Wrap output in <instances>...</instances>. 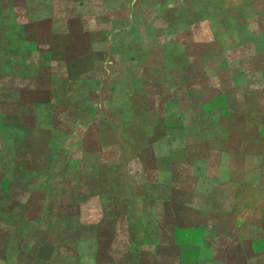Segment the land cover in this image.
I'll use <instances>...</instances> for the list:
<instances>
[{"label": "rangeland", "instance_id": "1", "mask_svg": "<svg viewBox=\"0 0 264 264\" xmlns=\"http://www.w3.org/2000/svg\"><path fill=\"white\" fill-rule=\"evenodd\" d=\"M79 27L85 33L67 41L48 35ZM47 67L76 83L57 89L52 116L40 114L30 136L19 113L45 108L47 94L29 90L48 84ZM0 89L7 90L0 93V210L43 222L34 226L35 241L50 237L58 203H75L80 179L101 175L102 186L87 195H150L132 188L158 160L162 170L151 182L167 185L169 195L194 181L199 195L215 190L254 202L249 182L264 176V0H0ZM81 94L91 103L79 110ZM12 95L23 106L5 104ZM44 131L50 149H69L72 166L60 172L40 166L27 187V161L57 162L41 145ZM133 202V223L152 222L153 214L141 216L142 202ZM105 203L88 199L73 217L84 230L71 250L80 256L70 264H109L102 253L107 241L96 239ZM242 204L238 198L237 208ZM7 250L13 261L18 253ZM134 251L143 253L137 245ZM173 254L160 263L176 264Z\"/></svg>", "mask_w": 264, "mask_h": 264}, {"label": "crops", "instance_id": "2", "mask_svg": "<svg viewBox=\"0 0 264 264\" xmlns=\"http://www.w3.org/2000/svg\"><path fill=\"white\" fill-rule=\"evenodd\" d=\"M80 22H83L81 17H79ZM20 57L17 67L23 73L27 69L23 65L22 55ZM55 72L58 75H55ZM45 73L48 75L51 73L46 79L48 86L29 90L47 94L45 108L40 110V106L35 104L34 107L32 105L24 112L19 113L20 120L28 122L22 127V130L30 136L36 131L40 114H44L46 117L52 116V98L53 101L58 99L57 89L60 86L74 87L76 83V81L68 79L64 71L47 67ZM33 75H35L34 72ZM3 91L0 89V93H4ZM12 91L14 94L17 92L16 90ZM23 103L25 102L20 101L16 95H12L5 102L13 108L18 105L23 106ZM89 103L91 102L81 94L75 105L77 109L81 110L83 104L88 107ZM6 113L5 111L4 115H8ZM44 132L42 140L45 138L49 155L56 153L54 155H56L57 162L46 160L43 163L44 166H35V162L27 161L24 165V175L32 187L40 166L46 172L51 170V172H60V170L72 166L69 149H50L51 134L48 131ZM159 161L161 160L149 168L142 185L132 188L133 194L139 187L148 188L149 193L151 190L150 195L146 193L144 195H87L88 192L102 186L101 175L86 181L80 179L79 183L82 189L79 190V195L74 196L75 203L70 201L66 202L67 205L64 202H62L63 204L58 203L57 207L60 212L50 213L53 223L46 229L50 235L46 240L35 241L33 239L36 226L38 224L44 226L43 222H39V219L26 218L9 209L10 214L16 218L14 230L17 234L13 236L15 246L10 245V248L18 255L14 257L13 261H10L11 257L6 254L7 251H2L6 256L2 261L5 262L4 264H70L72 256H80L71 250L72 246L82 241L80 240L82 233L80 234L79 231L84 230L79 227L80 225L74 223L73 217L76 216L78 220L79 208L84 201L104 197L106 203L101 210L102 217L96 224V239L97 241L101 239L107 241L108 245L102 253L107 259L110 258L108 259L109 264H151L152 253L155 254L156 259V263L153 262V264H158L170 256L164 254L171 251L174 253L171 257L176 264H264V176L249 182L253 185L250 186L254 188L252 190L254 195H251L249 199H254V202L248 201L247 195H214L215 190L199 195L194 190V181L187 183L185 188L182 186L184 192L169 195L164 192L166 188H169L167 185L151 182L156 173L160 169L162 170V162L157 165ZM33 167H37L38 170H33ZM261 167L264 170L263 163ZM34 171L36 173H33ZM80 174L78 171V175ZM168 186L170 185L168 184ZM248 187V181H245V191ZM33 190L35 189H31L36 193ZM12 196L16 203V195ZM70 196L66 195V198H70ZM238 198L243 200L240 209L236 206ZM133 201L142 202L141 216L153 214L152 222L133 223L131 209ZM53 206L54 202H51L49 207L52 210ZM75 233L77 236L74 235ZM136 245L142 249L141 256L135 254L134 247ZM129 259H132V262H127Z\"/></svg>", "mask_w": 264, "mask_h": 264}, {"label": "trees", "instance_id": "3", "mask_svg": "<svg viewBox=\"0 0 264 264\" xmlns=\"http://www.w3.org/2000/svg\"><path fill=\"white\" fill-rule=\"evenodd\" d=\"M33 27L34 26H31V28H33ZM35 27H39L38 24L35 25ZM43 31L44 30H42V32ZM84 31H85V28L84 27H79L77 31L76 30H74L73 32L70 31L68 34H64V33H53V34H51V33H48V35L51 38V40H53L54 42L56 41V38L57 37H62L61 38L62 40L67 41L68 39H72L74 37V34H75V36H78V34L85 33ZM65 41H63V42H65ZM61 60L66 61L64 58H62ZM50 74L51 73H49V75ZM55 75H58L57 72H55ZM100 138H102V135H100ZM102 140H103V138H102ZM42 144L44 146H46V144H45V138L41 141V145ZM39 171H40V169L37 172L38 174L40 173ZM27 185L30 186L32 184H30L29 181L27 180ZM79 190L80 189L77 188L78 195H79ZM37 193L39 194V192L36 191V193H34L32 195H36ZM0 213H1L0 215L3 216V219H2L3 222L0 223V251L2 252V251H5V250L8 251L7 249L10 248V242L14 238L13 236L14 235H17V234H16V232L14 230V224H15L16 218L12 214H10V210L7 211V214L5 216H4V214H2V211L1 210H0ZM74 235H76V233ZM3 242H5L4 247H2L3 246ZM12 246H15V244H12ZM18 248L20 249L21 246L19 245ZM6 254H7V252H6Z\"/></svg>", "mask_w": 264, "mask_h": 264}]
</instances>
